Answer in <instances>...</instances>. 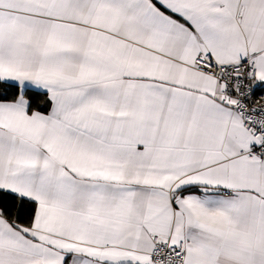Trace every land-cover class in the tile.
<instances>
[{"label": "snow or ice", "instance_id": "1", "mask_svg": "<svg viewBox=\"0 0 264 264\" xmlns=\"http://www.w3.org/2000/svg\"><path fill=\"white\" fill-rule=\"evenodd\" d=\"M0 264H264V0H0Z\"/></svg>", "mask_w": 264, "mask_h": 264}]
</instances>
